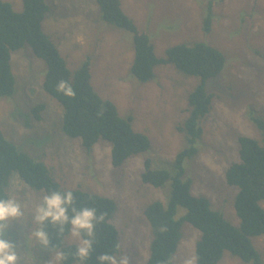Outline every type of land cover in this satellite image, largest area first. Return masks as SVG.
<instances>
[{"label": "rangeland", "instance_id": "1", "mask_svg": "<svg viewBox=\"0 0 264 264\" xmlns=\"http://www.w3.org/2000/svg\"><path fill=\"white\" fill-rule=\"evenodd\" d=\"M4 1L11 2L16 11L23 10V0ZM121 1L138 29L150 36L158 57H165L170 46L196 41L213 45L226 55L221 73L207 80V89L214 94L212 109L202 119L198 155L184 162V177L193 180V194L208 197L215 209L239 226L234 205L238 187L228 184L225 171L240 159L241 135L262 138L251 115L264 119V0L214 1L210 32L203 28L210 0ZM47 2L51 8L43 29L70 70L74 72L89 57L95 90L112 100L120 115L133 117L134 129L150 137L151 147L114 167L109 141L100 140L88 151L81 138L68 136L62 128L61 105L42 86L46 64L29 44L12 51L16 88L12 96L0 97V129L20 149L44 161L64 188L79 187L113 198L117 208L112 222L121 241L116 256L127 255L130 264H147L153 231L145 209L155 200L167 203L171 187L169 182L155 187L142 181L145 159L151 158L153 167L171 169V162L186 143L179 126L189 114L188 96L200 78L167 63L155 67L153 80L142 82L131 72L133 33L104 20L96 0ZM39 104L45 107L37 116L34 109ZM44 195L45 191L33 189L14 176L10 197L21 203L24 215L20 219L27 227L13 221L5 239L17 245L20 264H46L52 259L48 248L33 246L34 241L27 240L33 210ZM186 212L180 206L176 218ZM182 233L173 264L196 257L200 230L184 222ZM252 241L264 260V235L254 236ZM72 243L78 241L69 233L64 244ZM218 264L253 261L225 251Z\"/></svg>", "mask_w": 264, "mask_h": 264}, {"label": "trees", "instance_id": "2", "mask_svg": "<svg viewBox=\"0 0 264 264\" xmlns=\"http://www.w3.org/2000/svg\"><path fill=\"white\" fill-rule=\"evenodd\" d=\"M96 1L104 20L133 33L135 56L131 72L139 80H153L155 67L167 63L174 64L186 75L200 78L188 96L189 114L179 126L185 134L186 143L171 162V169L153 167L152 159H145L142 181L155 187H163L169 182L171 187L167 203L155 200L145 209L153 231L147 264L174 263L184 222L191 223L201 232L196 243L197 264H218L225 251L244 261L264 264L260 251L252 241V237L264 235V119L251 115L262 138L259 140L241 135L238 139L240 159L225 171L228 184L238 187L234 205L240 218L239 226L232 224L221 211L215 209L208 197L193 194V180L184 177V162L198 155L200 149L197 142L203 134L202 119L212 109L214 94L208 91L207 80L221 73L226 65V55L213 45L196 41L170 46L165 57H158L150 36L138 29L134 20L123 10L121 0ZM214 1L210 0L207 5L203 26L206 32L212 29ZM50 8L47 0H23V10L16 11L11 2L0 0V97H10L15 92L12 51L29 44L34 54L46 64L42 86L62 107L63 131L70 137L81 138L82 145L88 151L100 140L109 141L112 164L121 167L130 156L150 149V137L136 131L132 124L133 117L120 115L117 105L95 90L91 82L89 57L74 72L70 70L58 46L43 29V21ZM62 80L71 85L74 96H66L57 90ZM44 107V104H39L34 109L37 116ZM14 176L33 189L45 191V194L70 190L74 196V207H94L97 216L104 215V220L95 225L93 248L83 262L75 256L77 244H64L71 226L65 225L61 234L57 227L46 225L51 239L48 250L54 245L53 252L56 249L64 251L66 259L62 264H101L99 255L119 253L120 232L112 222L116 201L79 187L64 188L44 161L20 149L0 129V199L10 197ZM180 206L185 207L187 212L177 219Z\"/></svg>", "mask_w": 264, "mask_h": 264}, {"label": "clouds", "instance_id": "3", "mask_svg": "<svg viewBox=\"0 0 264 264\" xmlns=\"http://www.w3.org/2000/svg\"><path fill=\"white\" fill-rule=\"evenodd\" d=\"M57 90L63 92L66 96L72 97L75 92L66 81H60ZM74 205V196L72 191H51L42 197V200L33 210L31 217L32 228L27 232V240L34 241V245L39 244L44 248H49L51 243L50 236L46 231V225L57 227L62 234L65 225H70V236L77 243L75 256L83 262L90 255L93 248L95 237V225L104 220V215L97 216V209L94 207L76 208ZM69 210L71 215H69ZM24 215L23 207L16 199H0V264H20V256L17 251V245L5 239L6 230L13 221L20 222L27 227V224L21 222ZM54 245L50 251L52 259L46 264H62L66 259V254L61 249L53 252ZM101 264H130L129 257L122 255L117 257L111 254H101L98 256ZM184 264H197V257L190 256L184 260Z\"/></svg>", "mask_w": 264, "mask_h": 264}]
</instances>
